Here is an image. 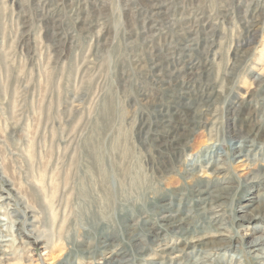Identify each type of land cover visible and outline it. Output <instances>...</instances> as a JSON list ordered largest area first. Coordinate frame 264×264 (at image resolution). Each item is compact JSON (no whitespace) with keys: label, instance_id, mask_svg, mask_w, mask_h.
<instances>
[{"label":"rangeland","instance_id":"374dc122","mask_svg":"<svg viewBox=\"0 0 264 264\" xmlns=\"http://www.w3.org/2000/svg\"><path fill=\"white\" fill-rule=\"evenodd\" d=\"M0 207V264H264V0H0Z\"/></svg>","mask_w":264,"mask_h":264},{"label":"bare ground","instance_id":"6f19581e","mask_svg":"<svg viewBox=\"0 0 264 264\" xmlns=\"http://www.w3.org/2000/svg\"><path fill=\"white\" fill-rule=\"evenodd\" d=\"M240 142H242V141H240ZM242 144V143H241ZM247 146V145H246ZM251 147L250 148H248V151L245 153L244 152V148H243V145L241 146V145H239V146H236V147H233V149H236V154L234 155L235 157H246V158H248V156L250 155V153H252V151L254 150L253 148H254V144H251L250 145ZM237 147H239V148H237ZM212 162H214V161H212ZM220 167H215L214 168V170H221V169H219ZM1 208V207H0ZM10 208V207H9ZM27 211L28 212H31L32 211V209H30V207L29 208H27ZM27 213V212H26ZM258 215L259 214H254L253 215V217L254 218H256V217H258ZM18 219V218H17ZM16 223V222H15ZM32 223V222H31ZM33 225V224H32ZM23 232L25 233L24 234V236L26 237V238H28L29 240V242H32V243H36L37 244V242H39V239L37 238V236L33 233V231H31V230H29V228H28V230L27 231H24L23 230ZM45 232V231H44ZM35 235V236H34ZM38 235V234H37ZM44 235H46V234H44ZM220 235H223V234H221L220 233ZM39 236V235H38ZM42 236V235H41ZM13 238V237H12ZM198 240H200L201 241V243H199V244H195V246H200L201 248H197L196 249V251H208V250H213V251H221V250H223V249H227V248H229V246L228 245H224V244H221V243H218V242H216L217 240H214V239H211V240H209V238L208 237H206V236H202V237H200V239H198ZM262 240H264V238H263V236H257V237H255L252 241H251V243H250V245L253 247L252 249L253 250H251L252 252L253 251H255V250H258L260 253H258V254H255L257 257H261L262 255H261V253L262 254H264V246H262L263 244H262ZM14 241V240H13ZM25 242H27L26 240H24ZM23 241V242H24ZM14 244V243H13ZM31 244V243H30ZM201 244V245H200ZM25 246V245H24ZM31 246V245H30ZM194 246V245H193ZM32 247V246H31ZM258 247V248H257ZM18 248V247H17ZM30 248V247H29ZM182 248H172L171 249V253H173V254H175V255H179L181 252H182ZM250 251V252H251ZM191 252H195V249H193ZM190 252V253H191ZM18 254V253H17ZM119 254L120 253H116V252H114V251H109V253L106 255V257H105V261L102 263V264H114V263H117V264H121V263H118L119 261H121L120 259H119ZM116 257H118V258H116ZM262 258V257H261ZM1 259V258H0ZM99 264H100V262H99Z\"/></svg>","mask_w":264,"mask_h":264}]
</instances>
